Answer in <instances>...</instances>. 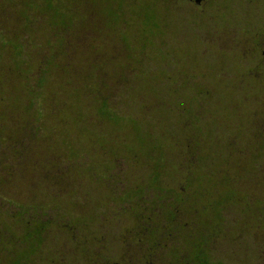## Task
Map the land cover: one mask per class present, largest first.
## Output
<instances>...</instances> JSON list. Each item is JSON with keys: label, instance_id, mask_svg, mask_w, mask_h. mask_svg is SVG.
Wrapping results in <instances>:
<instances>
[{"label": "rangeland", "instance_id": "1", "mask_svg": "<svg viewBox=\"0 0 264 264\" xmlns=\"http://www.w3.org/2000/svg\"><path fill=\"white\" fill-rule=\"evenodd\" d=\"M217 6L189 16L168 0H0L1 230L7 199L23 203L27 186L60 187L64 205L49 199L46 214L61 215L51 229H65L95 205L102 212L101 171L153 194L158 176L178 195L187 181L203 183L214 203L201 220L220 227L208 241L215 260L264 264V0ZM98 53L120 55L107 68L119 84L95 75ZM41 57L45 71L33 75ZM14 75L30 77L28 96ZM24 122L40 125L38 142L24 140L35 128ZM13 129L23 133L8 140ZM62 248L37 264H79Z\"/></svg>", "mask_w": 264, "mask_h": 264}, {"label": "flooded vegetation", "instance_id": "2", "mask_svg": "<svg viewBox=\"0 0 264 264\" xmlns=\"http://www.w3.org/2000/svg\"><path fill=\"white\" fill-rule=\"evenodd\" d=\"M220 1L168 0V5L169 10L173 12L192 16L191 9H201L203 6L214 8L216 13L220 12V6H217ZM208 11L200 14L199 17L207 14ZM96 55L94 61L98 68L95 75L112 78L113 81L118 79L119 84V80L124 77H115L114 72L111 74L112 77H109L107 68L120 55L105 56L100 53ZM55 59L58 65L62 63L58 60L57 53ZM102 84L104 87L102 89L116 90L120 86H116V83L105 84L104 81ZM27 124H32L35 128L24 140L29 138L28 140L33 142L35 137L37 141L36 135L41 128L40 125L24 122L22 126L26 127ZM9 136L8 140L14 139L11 133ZM189 137L193 138L194 135L191 133ZM37 144L39 143H33L31 147ZM42 163L39 160L35 166L45 167ZM91 167L89 169L91 173L98 177ZM101 172L103 177L100 178L102 179L100 182L104 185V191L98 205L102 206V212L99 214L100 209L96 210L95 205L90 209V215L73 218L71 225L65 226V229H58L56 226V229H51L52 221L58 222L57 218L59 219L61 215L54 213L53 217H47L46 214L48 205H53L49 199L56 200V207L53 206L56 209L64 205L62 202L64 194L58 193L60 187H46L44 183L40 185V182L38 186H27L32 194L24 197L23 203L7 199V204L11 208L10 227L0 229V264H37L48 258L52 252H61L58 249L61 247L63 250V246L70 250L69 253L75 255V259H79V264L87 261L90 264H223L221 260L212 257L208 243L210 237L219 236L215 232H219L220 227L209 228L201 220L207 205L213 209L214 203L209 200L207 204L206 198L200 195L201 190L205 188L203 183L187 181L181 187L184 192L178 195L174 190L176 187L165 186L163 182L158 181L156 174L157 179L153 183L159 191L153 194L147 186L148 183L137 182L122 186L123 181L111 179L114 177L106 178L107 172ZM48 188L58 190L48 193L46 191ZM221 202L219 208L225 207L226 200L223 199ZM69 204L74 206L72 202ZM94 204L96 202L91 205ZM185 216L188 220H185ZM86 220L88 228L83 229L81 226ZM89 220H92L90 225ZM98 221L102 222L104 232H98L95 224ZM13 225L14 228L17 227L16 230L11 227ZM50 230L56 232H48ZM49 238L60 245H51ZM63 239L65 244L61 245ZM44 252H48L47 256H44Z\"/></svg>", "mask_w": 264, "mask_h": 264}, {"label": "trees", "instance_id": "3", "mask_svg": "<svg viewBox=\"0 0 264 264\" xmlns=\"http://www.w3.org/2000/svg\"><path fill=\"white\" fill-rule=\"evenodd\" d=\"M38 60H40L41 62H42V64L40 65L41 66V71H39V72H34V73H32L33 75H38V74H41L42 75V73H43V71H45V60H44V58H40V59H38ZM12 67H13V65H12ZM11 66H10V69L12 68ZM11 72L13 73V71L11 70ZM14 74V73H13ZM40 75V76H41ZM15 77H20V76H17V75H14ZM39 76V77H40ZM20 78H25L26 80H25V84H28L25 88H24V90L26 91V95L28 96V91H29V86H30V77L29 76H25V77H20ZM35 92V91H34ZM38 98V97H37ZM6 101H9V99H7V100H4V97H3V95H1L0 96V102H6ZM19 102V101H18ZM20 103H22V102H20ZM24 104V103H23ZM104 107V105H102L101 106V108H103ZM16 111H17V109H13L12 110V117H14V118H18L17 116H16ZM3 115V114H2ZM5 127V126H4ZM5 129V128H4ZM6 130V129H5ZM11 130V129H10ZM21 130H23V129H21ZM2 130H0V132H1ZM20 130H15V129H13L12 131H11V134H13V133H15V134H20V133H23V131L22 132H19Z\"/></svg>", "mask_w": 264, "mask_h": 264}]
</instances>
